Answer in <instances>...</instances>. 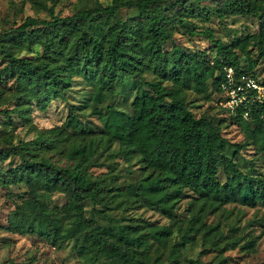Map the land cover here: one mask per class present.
<instances>
[{"label":"trees","instance_id":"1","mask_svg":"<svg viewBox=\"0 0 264 264\" xmlns=\"http://www.w3.org/2000/svg\"><path fill=\"white\" fill-rule=\"evenodd\" d=\"M161 2L164 0H115L110 5L95 2L65 16L48 19L27 16L16 26L0 31V55L4 59L0 76L15 82L14 106L0 108V112L8 122H11V113L26 119L25 104L35 99L44 107L48 98L63 96L74 74L92 81L93 90L88 99L98 104L106 95L111 96L124 77L136 78L137 89L128 108L112 100L105 105L104 112L98 111L104 129L119 144L118 152L127 159L136 154L148 169L137 182L128 184L127 189L135 200L158 205L168 217L183 189L191 191L198 202L197 211L188 221V225L193 226L202 223L205 208H218L228 202L251 205L264 199V176L244 171L225 153L227 147L236 152L237 145L223 135L222 119L205 114L195 116L187 106L184 89H200L195 85L199 84L195 75L198 62H191L189 53L172 44L159 79L146 80L142 75L143 67L151 61L157 64L161 46L170 35L158 9ZM121 7L131 8L143 22L135 27L127 25L117 18ZM226 7L234 13L257 14V28L252 35L237 37L228 44L214 38L210 30H204L218 54L213 64L205 68L206 77L212 93L217 96L218 108L231 120L245 124L257 141L258 149L264 153V103H248L247 117L242 115V106L230 113L220 105L223 66L232 65L236 71L264 80L254 71L253 61L249 59L248 64L243 65L238 56V52H247L249 42L264 56V0H229ZM194 8L191 1H183L182 10H187L188 14L194 15ZM111 19H115V24H109ZM178 21L185 26L180 18ZM36 43L42 48L39 59L20 57L13 52L14 47H30ZM168 72L174 81L165 85L162 79ZM190 80L195 83H189ZM83 106L76 108L83 109ZM73 109L75 106L70 105L64 124L80 129L82 124ZM68 134L64 127L54 126L36 131L29 140L19 138L17 142L9 141L0 146V159L11 154L19 158L14 166L0 168V184L22 182L30 193L15 205L10 228L45 238L68 237L85 228L79 252L103 254L114 264H145L139 250L152 241L142 227L120 223L122 213L114 217L94 207L85 215V200L101 203L102 192L109 190L86 175L85 144L69 148L68 155L75 159L70 166H59L49 157L36 154L42 147L55 148L62 144ZM218 169L225 174L224 182L217 178ZM57 188H62L71 198L68 203L70 224L64 229L61 217L44 202L45 193ZM98 218L105 219L107 224L100 225ZM188 228L186 235L181 236V243L192 238ZM170 229V225L151 226L150 237L158 246L165 247ZM178 244L173 242L170 246L175 249ZM189 264L199 263L190 259Z\"/></svg>","mask_w":264,"mask_h":264},{"label":"rangeland","instance_id":"2","mask_svg":"<svg viewBox=\"0 0 264 264\" xmlns=\"http://www.w3.org/2000/svg\"><path fill=\"white\" fill-rule=\"evenodd\" d=\"M183 1L195 5L194 15L182 10ZM229 0H164L158 5L162 15V23L170 30L169 38L161 46V58L154 64L152 61L143 67L142 75L146 80H157L165 70L166 59L175 44L184 53H189L190 61H197L195 75L200 89H184L187 106L195 116L202 114L222 119V133L231 143H236L237 151L227 147L225 153L232 157L244 171L264 176V153L258 149L257 141L251 136V130L243 123L231 120L215 103L206 70L211 66L218 54L214 42L205 35L210 30L214 38L228 44L237 37L252 35L257 28V14L234 13L226 4ZM95 2L110 5L115 0H0V31L19 24L25 17L52 18L73 13L80 7L93 5ZM183 14H180L182 13ZM117 18L127 25L135 27L143 22V18L131 8L121 7ZM178 18L185 26H182ZM109 24H115L111 19ZM246 53H239V60L247 65L249 59L254 62L253 69L264 77V56L249 42ZM13 52L20 57L39 59L42 53L40 44L30 47H14ZM166 56V57H165ZM4 59L0 55V68ZM0 76V108L14 106L13 91L15 82ZM116 86L111 96L106 95L101 103L88 98L93 90L92 81L74 74L67 91L63 96L48 98L44 107L37 100L25 104L26 119L11 113V122L0 112V146L9 141L17 142L19 138L29 140L33 134L42 129L62 126L69 132L68 139L55 148H40L36 154L49 157L59 166H70L75 162L68 155L72 145L85 144L88 158L85 173L96 184L106 185L101 203L92 204L85 200V215L89 210L101 209L111 216L124 215L120 223H128L142 227L152 242L144 245L139 251L145 264H189L195 259L199 264H264V199L254 204L228 202L218 208H205L202 223L188 225L192 214L198 209V202L191 191L183 189L173 203L172 215L162 213L158 205L144 204L135 200L127 189L128 184L137 182L146 174L147 168L136 154L128 159L119 151V144L112 140L104 129V123L98 111H105L110 101L120 102L128 108V102L136 92L138 80L124 77ZM174 81L171 72L162 79V83L170 85ZM24 83V82H23ZM22 83V84H23ZM21 84V85H22ZM23 86V85H22ZM25 87V86H23ZM139 88V87H138ZM4 100V102H2ZM84 104L83 109H77ZM70 105L82 124V128L74 129L64 123ZM240 144V145H239ZM38 156V155H37ZM19 162L17 154L0 159V168L8 169ZM217 178L224 182L225 174L218 169ZM29 189L22 182L0 184V264H114L103 254L93 255L79 252L78 245L82 241L85 228L74 231L70 236H49L45 238L37 233L16 232L9 226L14 216L15 205L29 197ZM70 195L62 188L45 193L44 202L49 209L55 210L61 217L63 229L70 224L71 210L68 209ZM100 225L107 224L98 218ZM170 225V234L166 246H158L150 237L151 226ZM216 225V229L208 227ZM189 226V228H188ZM198 227L199 230H195ZM188 228L190 241L182 242V234ZM52 233V232H51ZM178 242L177 248L170 245ZM181 243V244H180Z\"/></svg>","mask_w":264,"mask_h":264},{"label":"built area","instance_id":"3","mask_svg":"<svg viewBox=\"0 0 264 264\" xmlns=\"http://www.w3.org/2000/svg\"><path fill=\"white\" fill-rule=\"evenodd\" d=\"M220 82L222 100L220 105L230 113L238 106L243 107L242 115H248V103H264V80L243 71H236L232 65L223 66Z\"/></svg>","mask_w":264,"mask_h":264}]
</instances>
